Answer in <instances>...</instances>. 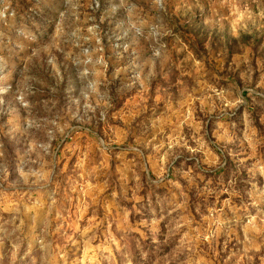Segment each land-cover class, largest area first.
<instances>
[{"label":"rangeland","instance_id":"rangeland-1","mask_svg":"<svg viewBox=\"0 0 264 264\" xmlns=\"http://www.w3.org/2000/svg\"><path fill=\"white\" fill-rule=\"evenodd\" d=\"M0 264H264V0H0Z\"/></svg>","mask_w":264,"mask_h":264}]
</instances>
